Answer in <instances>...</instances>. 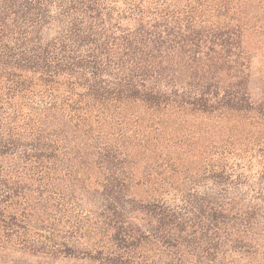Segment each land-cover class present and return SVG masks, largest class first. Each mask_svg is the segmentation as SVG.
Listing matches in <instances>:
<instances>
[{
    "label": "trees",
    "instance_id": "trees-1",
    "mask_svg": "<svg viewBox=\"0 0 264 264\" xmlns=\"http://www.w3.org/2000/svg\"><path fill=\"white\" fill-rule=\"evenodd\" d=\"M264 0H0V264H264Z\"/></svg>",
    "mask_w": 264,
    "mask_h": 264
},
{
    "label": "rangeland",
    "instance_id": "rangeland-1",
    "mask_svg": "<svg viewBox=\"0 0 264 264\" xmlns=\"http://www.w3.org/2000/svg\"><path fill=\"white\" fill-rule=\"evenodd\" d=\"M252 66L254 79L256 81L264 79V54L261 50L254 53Z\"/></svg>",
    "mask_w": 264,
    "mask_h": 264
}]
</instances>
